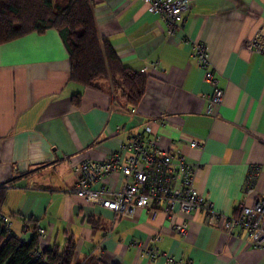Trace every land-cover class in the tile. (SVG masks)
<instances>
[{
    "label": "crops",
    "instance_id": "1",
    "mask_svg": "<svg viewBox=\"0 0 264 264\" xmlns=\"http://www.w3.org/2000/svg\"><path fill=\"white\" fill-rule=\"evenodd\" d=\"M90 1L99 36L122 63L148 74L144 95L125 104L109 90L72 81L68 51L54 28L0 43V208L12 215L13 232L30 241L36 226L44 227L43 249L71 240L75 261L87 264H165L129 243L150 244L156 234V246L182 264H264V248L253 247L244 230L227 232L200 211L185 215L181 236L173 229L181 214L151 217L137 209L131 217L115 216L69 192L75 164L107 158L130 132L149 125L160 148H180L199 163L195 184L218 211L233 215L240 203L251 204L253 194L242 190L249 174L263 194L264 53L243 41L256 29L264 38V0H189L170 34L143 0ZM191 40L207 45L224 89L215 115L205 112L213 84L191 57ZM151 61L156 67L143 70ZM191 138L204 139L203 146L189 147Z\"/></svg>",
    "mask_w": 264,
    "mask_h": 264
},
{
    "label": "built area",
    "instance_id": "2",
    "mask_svg": "<svg viewBox=\"0 0 264 264\" xmlns=\"http://www.w3.org/2000/svg\"><path fill=\"white\" fill-rule=\"evenodd\" d=\"M147 9L156 12L166 25L167 33H173L183 19V13L190 7L189 0H143ZM257 26V25H256ZM258 27V26H257ZM191 42V57L203 69L204 78L213 84L205 106V112L215 115L222 101L224 89L217 85L210 67L208 47L201 41ZM243 46L264 53V38L256 29L243 41ZM151 61L143 70L154 69ZM165 117L159 119L165 122ZM159 135L152 133L149 125L139 131L130 132L124 142L105 159L86 157L73 166L76 182L70 193L82 196L91 204L111 210L115 216L131 217L137 209H147L151 217L162 211L166 217L183 215L173 224V229L184 236L188 229L185 215L200 211L208 223L221 225L227 232L235 228L246 232L253 247L264 248V193L257 194L254 175L244 179L242 190L245 196L253 194L251 204L240 203L233 215H226L214 208L195 184L198 162L185 158L180 148L163 149L157 145ZM204 139L191 138L189 147H202ZM7 182L2 183L6 185ZM1 184V185H2ZM0 231L6 237L15 235L12 230V215L0 208ZM38 243L30 251L32 258H41V241L46 229L36 226ZM160 235L156 234L150 244L130 241L140 253L149 259H164L165 264H182L172 252H165L156 246Z\"/></svg>",
    "mask_w": 264,
    "mask_h": 264
},
{
    "label": "trees",
    "instance_id": "3",
    "mask_svg": "<svg viewBox=\"0 0 264 264\" xmlns=\"http://www.w3.org/2000/svg\"><path fill=\"white\" fill-rule=\"evenodd\" d=\"M49 28L59 32L66 46L72 81L109 90L125 104L140 101L148 74L122 63L111 43L99 36L90 0H0V43ZM80 98L77 94L74 101ZM4 198L5 188H0V205ZM37 243L36 233L24 241L0 231V264H87L75 261L71 240L63 248L52 244L41 258H32L30 251Z\"/></svg>",
    "mask_w": 264,
    "mask_h": 264
}]
</instances>
